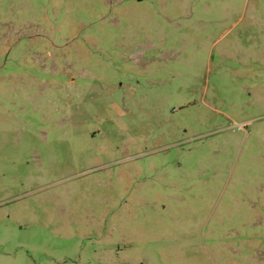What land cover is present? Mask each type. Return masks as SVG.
<instances>
[{
    "label": "rangeland",
    "instance_id": "rangeland-1",
    "mask_svg": "<svg viewBox=\"0 0 264 264\" xmlns=\"http://www.w3.org/2000/svg\"><path fill=\"white\" fill-rule=\"evenodd\" d=\"M0 264H264V0H0Z\"/></svg>",
    "mask_w": 264,
    "mask_h": 264
}]
</instances>
